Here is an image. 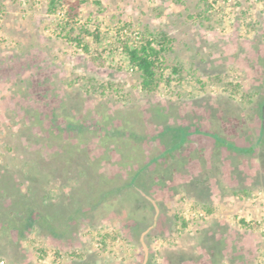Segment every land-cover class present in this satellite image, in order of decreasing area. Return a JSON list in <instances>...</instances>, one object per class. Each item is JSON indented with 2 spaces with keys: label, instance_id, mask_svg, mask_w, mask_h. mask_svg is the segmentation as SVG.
Listing matches in <instances>:
<instances>
[{
  "label": "rangeland",
  "instance_id": "rangeland-1",
  "mask_svg": "<svg viewBox=\"0 0 264 264\" xmlns=\"http://www.w3.org/2000/svg\"><path fill=\"white\" fill-rule=\"evenodd\" d=\"M47 4L0 0V264H264V0H86L88 53Z\"/></svg>",
  "mask_w": 264,
  "mask_h": 264
},
{
  "label": "trees",
  "instance_id": "trees-1",
  "mask_svg": "<svg viewBox=\"0 0 264 264\" xmlns=\"http://www.w3.org/2000/svg\"><path fill=\"white\" fill-rule=\"evenodd\" d=\"M86 0H48L47 12L54 13L59 5L65 4L64 21L61 22L62 31L68 41L74 43L86 53L89 52V46L84 43V35H92L90 31L81 26L75 29L72 25L77 16L80 5ZM98 3L97 1H95ZM71 24V25H69ZM148 37H142L139 42L129 45L127 42L122 44V51L127 57L128 64L131 69L137 74L140 89L145 93L156 91L159 85L163 82L169 86L174 79L172 75H178L181 72V67L171 65L168 75L163 73L162 62L165 55L171 50L172 38L164 31L147 30ZM95 40L99 39V34H93ZM181 76L178 77V80ZM113 86L111 81L105 84H98L94 87H99L102 93H105ZM183 132V131H182ZM137 175V174H136ZM137 177V176H136ZM134 187V181L132 184ZM136 189V188H135Z\"/></svg>",
  "mask_w": 264,
  "mask_h": 264
},
{
  "label": "built area",
  "instance_id": "built-area-1",
  "mask_svg": "<svg viewBox=\"0 0 264 264\" xmlns=\"http://www.w3.org/2000/svg\"><path fill=\"white\" fill-rule=\"evenodd\" d=\"M261 227H262V229H263V231H264V221H263V223H262Z\"/></svg>",
  "mask_w": 264,
  "mask_h": 264
},
{
  "label": "water",
  "instance_id": "water-1",
  "mask_svg": "<svg viewBox=\"0 0 264 264\" xmlns=\"http://www.w3.org/2000/svg\"><path fill=\"white\" fill-rule=\"evenodd\" d=\"M262 110L264 111V107L262 108Z\"/></svg>",
  "mask_w": 264,
  "mask_h": 264
}]
</instances>
